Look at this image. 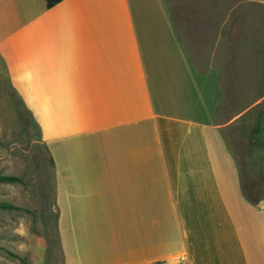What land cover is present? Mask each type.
I'll use <instances>...</instances> for the list:
<instances>
[{
	"label": "crops",
	"instance_id": "0c3cea01",
	"mask_svg": "<svg viewBox=\"0 0 264 264\" xmlns=\"http://www.w3.org/2000/svg\"><path fill=\"white\" fill-rule=\"evenodd\" d=\"M0 61L52 159L64 264H264L236 133L264 130V0H0Z\"/></svg>",
	"mask_w": 264,
	"mask_h": 264
},
{
	"label": "rangeland",
	"instance_id": "374dc122",
	"mask_svg": "<svg viewBox=\"0 0 264 264\" xmlns=\"http://www.w3.org/2000/svg\"><path fill=\"white\" fill-rule=\"evenodd\" d=\"M234 111H229L230 116ZM261 120V111H250ZM247 112V120H250ZM259 115V116H258ZM234 137V126L228 127ZM262 127L236 128L238 146L247 155L249 194L264 196V139ZM227 136H229L227 131ZM228 138V137H227ZM230 146H234L228 139ZM253 156V157H251ZM244 170V169H243ZM0 172L21 176L24 183H0V201L18 209H0V264H64L56 230L54 177L50 156L31 115L11 90L0 61ZM11 253L26 259L22 262Z\"/></svg>",
	"mask_w": 264,
	"mask_h": 264
},
{
	"label": "trees",
	"instance_id": "16d2710c",
	"mask_svg": "<svg viewBox=\"0 0 264 264\" xmlns=\"http://www.w3.org/2000/svg\"><path fill=\"white\" fill-rule=\"evenodd\" d=\"M46 1V5L47 7H50L52 5H54L55 3L59 2L60 0H45ZM18 97V96H17ZM19 98V97H18ZM21 104L23 105L24 109L29 113L28 109L25 107L23 101L19 98ZM35 125L38 128V133L40 136V130H39V126L37 125L36 122H34ZM50 162L52 165V159L50 157ZM0 181H8V182H20V183H24L25 181L23 180V178L21 176L15 175V174H11V173H5V172H0ZM54 195H55V191H54ZM249 200L252 202V199L249 198ZM55 202V199H54ZM55 208H56V204L54 203ZM0 206L1 207H5V208H19L17 206H15L14 204H12L11 202L8 201H4L1 200L0 201ZM56 218H57V211H56ZM55 225H56V220H55ZM13 256L17 257L18 259H20L22 262H26V259L16 253H11Z\"/></svg>",
	"mask_w": 264,
	"mask_h": 264
},
{
	"label": "built area",
	"instance_id": "2783aa9c",
	"mask_svg": "<svg viewBox=\"0 0 264 264\" xmlns=\"http://www.w3.org/2000/svg\"><path fill=\"white\" fill-rule=\"evenodd\" d=\"M146 264H153V263L149 262V263H146Z\"/></svg>",
	"mask_w": 264,
	"mask_h": 264
}]
</instances>
